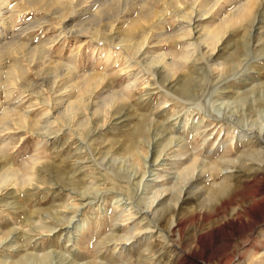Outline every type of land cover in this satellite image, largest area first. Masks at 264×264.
I'll list each match as a JSON object with an SVG mask.
<instances>
[{
  "label": "rangeland",
  "instance_id": "374dc122",
  "mask_svg": "<svg viewBox=\"0 0 264 264\" xmlns=\"http://www.w3.org/2000/svg\"><path fill=\"white\" fill-rule=\"evenodd\" d=\"M47 1L48 3H46ZM99 1L0 0L1 19L7 18L6 21L4 19L5 22L0 20V44L2 43L0 50L3 51L2 58H0V157H3L0 160V166L2 169L7 165L14 166L13 168L17 170V180L24 174L31 173L34 177L32 179L33 185L21 186L19 182H16L17 180H11L8 187L12 192L8 190L5 193L3 190L0 193V264H14L18 257L17 252L20 251H22L21 253L34 252L36 255L46 251L51 252L55 264H79L82 259H93L98 264L101 262V264L105 262V264H116L119 260L121 261L118 264H264V159L262 161L260 159L247 160L248 146L249 149L258 146H250L241 140V138L250 134L249 132L245 133L244 136H238L241 133L240 130H247L252 122L254 128H257L264 117V0ZM44 3L45 5H43ZM240 3H243L245 7L248 6L249 11H257L259 17L257 26L259 28L258 33L256 32L255 36L251 38L247 49L242 44V34H244V25L247 20L246 15L238 17V27L227 30L218 45L219 49L215 48L217 51L214 53H228L236 43L239 45L237 58L242 59L240 65L230 68L228 72L217 65L222 57H210L209 51L201 45L200 38L189 36L186 20L189 13L195 11L197 16L202 14L204 17L203 20H200V25L205 24L213 27L221 17L230 14ZM62 6L63 8H61ZM202 6L205 8L203 9ZM119 10L123 13H120ZM50 11H52V15ZM176 16L178 19L175 18ZM3 25L4 27L6 25V28L3 29ZM70 31L71 33H68ZM146 31H150L149 34ZM258 34H260L259 37ZM126 35L134 36L130 40L131 43L144 42L140 44L141 50L125 46L124 41H120V39ZM181 35H185V37L182 38ZM226 39L228 41L226 45H223V41ZM3 43L6 44V47ZM8 44L13 47L12 52L8 51V48H10ZM30 45L32 46L30 47ZM193 45H197L200 50ZM221 46L227 51L225 52L223 48L221 50ZM32 50L35 51V55L31 53ZM200 51H204V53ZM196 52L197 54H195ZM198 54L202 57H198ZM225 55L223 54V57ZM246 56H248V60ZM153 57H162L163 60L155 61ZM170 59L172 62H176V68L178 69L169 71L163 65L162 61L171 62ZM247 61L249 62L247 63ZM204 62H207L206 65ZM200 66L206 67L201 69ZM9 67H15L13 74H9L11 70ZM189 68L192 70H189ZM234 68H238L239 74ZM183 71L185 72L182 74ZM179 73L180 75H178ZM135 75L139 78H136ZM206 76L212 82L208 81L209 79ZM10 77L12 78L10 79ZM214 78L216 79L214 80ZM1 81H7L8 83H2ZM84 82H90L91 88L94 87L91 93L84 95L85 100L79 102L77 100L79 97L78 92H80L79 86ZM154 83H157L158 86L155 84L154 87ZM212 83L215 88L212 87ZM51 88L52 90H50ZM123 89L126 90L123 91ZM207 89L209 90L207 91ZM248 90L251 91L250 94L247 93ZM93 91L95 94H93ZM111 94L115 95L114 101H110ZM123 95L126 99H121L125 98ZM242 95H245L246 99ZM257 97L258 101L256 100ZM243 98L245 101H252V103H245ZM219 100H223V102L221 101V103ZM254 100L256 102H253ZM257 102L260 104H257ZM9 103L16 106L15 111L9 115L10 119L1 115L2 107ZM54 103L56 106L53 105ZM242 103L245 106H242ZM248 103L254 105L257 111L252 105V107L247 105ZM114 104L115 106H113ZM215 104L219 106H215ZM76 106L77 114L71 117L70 109ZM232 109L235 111H232ZM242 110H246L245 113ZM250 110L254 115L250 113ZM21 112H25L27 123L17 122L16 119L20 117L19 113ZM230 112L233 113L230 114ZM108 113L113 116L110 117ZM49 114L54 116L59 114L60 117H56V119L52 115L53 117L45 120ZM65 114H67L66 117ZM167 114L169 118H167ZM40 115L42 119H40ZM86 115L90 116L91 125H89L90 123L82 124ZM93 116L95 119H91ZM29 117L32 120L36 119L37 122H35L36 120L33 121L36 124ZM86 117L84 121L88 118ZM100 117L103 118L100 119ZM231 117L232 120L237 121L238 128L231 125ZM139 121L143 126L140 134L143 135L133 134L135 125ZM40 124L41 126H39ZM26 125H28V128ZM163 125H166L167 128ZM10 126L11 128H9ZM155 126L158 129L155 130ZM83 129H85L84 132ZM228 130L231 132L229 133ZM55 131L57 133H54ZM149 136H152L153 140L155 139V153L165 144L160 155L161 158L159 157L158 162L155 165L153 164V167L151 166L153 168L152 172L144 167L142 161L141 163L138 162L140 158L136 150H141V152L145 150L144 141L149 139ZM173 136L174 138L180 136L177 138L179 147L175 143L166 146V143ZM166 137L168 139H165ZM130 138L136 139L137 146L134 150L137 152H129L127 149L128 143L126 142ZM137 142L141 145H138ZM184 143L185 145H183ZM96 146L99 148H95ZM135 155H137L138 160L132 157ZM34 156L39 158L36 162L38 164L34 163L35 165L31 166V158ZM179 156L183 158L180 159ZM82 158L85 159V161L83 159L84 162ZM193 160L197 164V172L195 170V173L201 176L199 179H194L191 183L184 185L179 192V188L182 186L180 184H183V181L178 175V170ZM18 166L20 169H18ZM177 168L179 169L177 170ZM151 173L152 175H150ZM36 175L38 176L37 179ZM109 176H112L111 179L115 182L107 178ZM150 177L154 179L148 183L147 180ZM222 178L224 183L220 180ZM39 179L44 180L45 183H39ZM69 180L73 181L74 184H70ZM146 183L147 185H143ZM155 184L156 186H154ZM26 189L30 194L24 196L22 194L27 191ZM161 189L162 192L157 197L160 203L156 205L160 208L158 207L155 214H146V203L148 204L157 191ZM173 190L174 196L171 194ZM142 192L144 195L141 194ZM136 194L137 196H135ZM177 197L179 198L177 199ZM143 200L145 201L143 202ZM162 200L164 201L162 202ZM62 203L64 206L61 205ZM131 206L132 208H130ZM77 207L80 208V211L75 219L80 223L83 221H87V223L84 231L77 235L75 241L68 240L67 220ZM122 207L124 209H121ZM57 208L61 210L56 211ZM104 212L106 214H103ZM117 214L118 216H116ZM134 215L135 217H133ZM118 220L119 222H117ZM147 226H150V228L147 229ZM52 227L54 229L50 231L49 229ZM198 234L200 235L199 239L197 238ZM126 236H128V239H124ZM162 236L163 239H161ZM3 245L7 246L4 247ZM33 264L40 263H36V260H34Z\"/></svg>",
  "mask_w": 264,
  "mask_h": 264
},
{
  "label": "bare ground",
  "instance_id": "6f19581e",
  "mask_svg": "<svg viewBox=\"0 0 264 264\" xmlns=\"http://www.w3.org/2000/svg\"><path fill=\"white\" fill-rule=\"evenodd\" d=\"M37 1V0H36ZM45 1V0H44ZM55 1H57V0H55ZM59 1H61V0H59ZM69 1V0H68ZM94 1V0H93ZM209 1H211V0H209ZM64 2H65V0H64ZM96 2V1H95ZM99 2H101V0L99 1ZM198 2V1H197ZM229 2V1H228ZM235 2V1H234ZM237 2V1H236ZM246 2V1H245ZM13 3V2H12ZM46 3H48V1L46 2ZM57 3V2H56ZM68 3V2H67ZM263 3V2H262ZM25 4V3H24ZM41 4V3H40ZM40 4H38V5H40ZM52 4H54V3H52ZM59 4V3H58ZM65 4V3H64ZM195 4H196V2H195ZM234 4V3H233ZM43 5H45V3L43 4ZM43 5H41V6H43ZM60 5H61V3H60ZM65 5H67V4H65ZM188 5V4H187ZM247 5V4H246ZM249 5V4H248ZM254 5V4H253ZM252 5V6H253ZM47 6V5H46ZM52 6V5H51ZM57 6V5H56ZM68 6V5H67ZM232 6V5H231ZM234 6V5H233ZM5 7H6V5H5ZM9 7V6H8ZM20 7V6H19ZM23 7V6H22ZM26 7H28V6H26ZM30 7V6H29ZM38 7H40V6H38ZM72 7V6H71ZM191 7V6H190ZM199 7V6H198ZM259 7H261L260 5H259ZM32 8V7H31ZM44 8V7H43ZM51 8V7H50ZM61 8H63V6L61 7ZM60 8V9H61ZM202 8H203V6H202ZM205 8V7H204ZM203 8V9H204ZM4 9V8H3ZM12 9V8H11ZM24 9H26V8H24ZM35 9V8H34ZM56 9V8H55ZM192 9H195V8H192ZM224 9V8H223ZM250 9V8H249ZM254 9V8H253ZM257 9V8H256ZM50 10V9H49ZM65 10V9H64ZM73 10H74V8H73ZM190 10V9H189ZM229 10V9H228ZM12 11V10H11ZM39 11H40V8H39ZM44 11V10H43ZM52 11H53V9H52ZM52 11H50V14H51V12ZM61 11H62V9H61ZM60 11V12H61ZM124 11V10H123ZM186 11H188V10H186ZM192 11V10H191ZM203 11V10H202ZM227 11V10H226ZM256 11V10H255ZM64 12V11H63ZM62 12V13H63ZM119 12H120V10H119ZM172 12V11H171ZM7 13V12H6ZM17 13V12H16ZM61 13V14H62ZM74 13H76V12H74ZM113 13V12H112ZM120 13H123L122 11L120 12ZM204 13V12H203ZM225 13V12H224ZM227 13V12H226ZM5 14V13H4ZM4 14H2V15H4ZM8 14V13H7ZM49 14V13H48ZM48 14H46V15H48ZM176 14V13H175ZM19 15V14H18ZM52 15V14H51ZM73 15V14H72ZM155 15V14H154ZM188 15V14H187ZM243 15H246V17H247V20H246V24L244 25V29H245V31H244V34H242V39H243V41H242V44H243V46L245 47V49H247V47L250 45V40H251V38L252 37H254L255 36V34H256V32L258 31V28H259V26H257V24H258V22H259V17H258V13H257V11L256 12H254L253 10L252 11H249L248 10V6L247 7H245V5L243 4V3H240L238 6H236L235 8H234V10L230 13V14H227V15H225V16H223V17H219L220 18V20L218 21V23L216 24V25H214L213 27H210L209 25H205V24H202V25H200V20L202 19V18H204L203 16H202V14H199L198 16L196 15V12L195 11H193V12H191V13H189V15H188V18H187V20H186V26H187V30H188V34H190L189 36H191V37H193L194 38V36L196 37V38H200V40H201V45H203V46H205V48L209 51V56L210 57H214V58H216V57H222V60L221 61H217L218 62V67L220 68V66L222 67V68H224V70H226V71H228V70H230V68H232V67H234V66H237L240 62H241V58H237V56H238V47H239V45L238 44H236L235 43V45H234V47H233V49L230 51V52H226L227 50H225L224 48H223V46H221L220 47V49L222 50V48L225 50V52L226 53H222V52H216V54L214 53L215 51H217V50H215V48L217 49H219V43L222 41V39L224 38V35H225V33L227 32V30L229 31V29L230 28H233V29H235L236 27H238V17L239 16H243ZM66 16V15H65ZM46 17V16H45ZM54 17V16H53ZM118 17V16H117ZM183 17V16H182ZM2 17L0 16V20L1 21H4V19H1ZM17 18V17H16ZM57 18V17H56ZM66 18V17H65ZM175 18H177V16L175 17ZM180 18V17H179ZM7 19V18H6ZM6 19H5V21H6ZM178 19V18H177ZM182 19V18H181ZM40 20V19H39ZM203 20V19H202ZM262 20V19H261ZM4 21V22H5ZM18 21V20H17ZM12 22H13V20H12ZM40 22V21H39ZM50 22V21H49ZM264 22V21H263ZM51 23V22H50ZM66 23V22H65ZM151 23V22H150ZM156 23V22H155ZM241 23V22H240ZM7 24V23H6ZM10 24V23H9ZM215 24V23H214ZM242 24H244V23H242ZM0 25H1V23H0ZM8 25V24H7ZM11 25V24H10ZM20 25V24H19ZM53 25V24H52ZM62 25V24H61ZM109 25V24H108ZM132 25V24H131ZM55 26V25H54ZM143 26V25H142ZM179 26V25H178ZM177 26V27H178ZM182 26V25H181ZM181 26L178 28L179 30H180V28H181ZM19 27V26H18ZM58 27V26H57ZM140 27H141V25H140ZM147 27V26H146ZM158 27V26H157ZM176 27V28H177ZM243 27V26H242ZM2 28V27H1ZM4 28H6V25H5V27H4V25H3V29ZM12 28V27H11ZM56 29V28H55ZM63 29V28H62ZM68 29V28H67ZM70 29V28H69ZM262 29H263V27H262ZM24 30V29H23ZM27 30V29H26ZM131 30V29H130ZM129 30V31H130ZM146 30V29H145ZM169 30V29H168ZM174 30V29H173ZM117 31V30H116ZM151 31V30H150ZM149 31V32H150ZM198 31H199V33H198ZM232 31V30H231ZM235 31V30H234ZM12 32V31H11ZM11 32H10V34H11ZM14 32V31H13ZM15 32H18V31H15ZM24 32V31H23ZM64 32V31H63ZM128 32V31H127ZM147 32V31H146ZM149 32H147V34H149ZM68 33H71V31L70 32H68ZM135 33V32H134ZM182 33V32H181ZM180 33V34H181ZM230 33V32H229ZM240 33V32H239ZM258 33V32H257ZM20 34V33H19ZM143 34V33H142ZM241 34V33H240ZM15 35V34H14ZM18 35V34H17ZM21 35V34H20ZM144 35V34H143ZM13 36V35H12ZM144 36H147V35H144ZM182 36V38L183 37H185V35L183 36V35H181ZM260 36V34H258V37ZM262 36H263V34H262ZM241 37V36H240ZM10 38V37H9ZM12 38V37H11ZM16 38H18V37H16ZM93 38V37H92ZM113 38V37H112ZM131 38H134V36L132 37V35H126V36H123V37H121V39H120V41H124L123 42V44L125 45V46H127V47H131V48H134V49H136V50H139L140 49V47H141V45L140 44H143L144 42H134V43H131ZM181 38V37H180ZM5 39V38H4ZM186 39V38H185ZM190 39V38H189ZM9 40V39H8ZM194 40V39H193ZM25 41H27V40H25ZM32 41V40H31ZM119 41V42H120ZM188 41V40H187ZM227 41H228V39H226V40H224L223 42H224V44L223 45H226V43H227ZM4 42H6L5 40H4ZM11 42V41H10ZM222 42V43H223ZM117 43V42H116ZM146 43H149V42H146ZM145 43V44H146ZM2 44V43H1ZM0 44V45H1ZM4 44V43H3ZM108 44V43H107ZM186 44H188V43H186ZM194 44V43H193ZM248 44V45H247ZM6 44H4V46H5ZM9 45V44H8ZM13 45V44H12ZM27 45V44H26ZM241 45V44H240ZM263 45V44H262ZM3 46V47H4ZM10 46V48H8V51H10V52H12L13 51V47L11 46V45H9ZM32 45H30V47H31ZM180 46V45H179ZM189 46H190V43H189ZM194 47L195 46H197V45H193ZM6 47V46H5ZM16 47V46H15ZM119 47V46H118ZM24 48V47H23ZM185 48V47H184ZM230 48V47H229ZM16 49H20V48H16ZM41 49V48H40ZM197 49H199L198 48V46H197ZM242 49V48H241ZM244 49V48H243ZM260 49V48H259ZM23 50V49H22ZM141 50V49H140ZM186 50V49H185ZM188 50H189V48H188ZM195 50V49H194ZM200 50V49H199ZM205 50V49H204ZM25 51V50H24ZM131 51V50H130ZM261 51V50H260ZM27 52V51H26ZM25 52V53H26ZM41 52H43V51H41ZM184 52V51H183ZM192 52V51H191ZM201 52V51H200ZM243 52V51H242ZM244 52H245V50H244ZM33 55H35V51H33L32 50V52H31ZM148 53V52H147ZM172 53V52H171ZM189 53V52H188ZM201 53H204V51L203 52H201ZM200 53V54H201ZM3 54V51H2V49L0 50V58H2L1 57V55ZM16 54V53H15ZM15 54H14V56H15ZM19 54V53H18ZM42 54V53H41ZM48 54V53H47ZM129 54H130V52H129ZM128 54V55H129ZM182 54V53H181ZM195 54H197V52L195 53ZM200 54H198L197 56L198 57H202V56H200ZM215 54V55H214ZM223 54H226L224 57H223ZM245 54V53H244ZM26 55V54H25ZM44 55H45V53H44ZM43 55V56H44ZM165 55H166V53H165ZM186 55V54H185ZM214 55V56H213ZM241 55H243L242 53H241ZM246 55V54H245ZM22 56V55H21ZM46 56V55H45ZM44 56V57H45ZM154 56V55H153ZM196 56V57H197ZM244 56V55H243ZM250 56V55H249ZM17 57V56H16ZM24 57V56H23ZM31 57V56H30ZM33 57V56H32ZM143 58H144V56H142ZM247 57V60L249 59L248 58V56H246ZM40 58V57H39ZM76 58V57H75ZM154 58V57H153ZM176 58V57H175ZM243 58V57H242ZM7 59V58H6ZM136 59H137V57H136ZM173 59V58H172ZM184 59H186V58H184ZM203 59V58H202ZM201 59V60H202ZM244 59V58H243ZM252 59V58H251ZM250 59V60H251ZM34 60H35V58H34ZM43 60V59H42ZM45 60H47V59H45ZM65 60V59H64ZM72 60V59H71ZM154 60L155 61H157V60H163V58L162 57H159V58H154ZM171 60V59H170ZM174 60V59H173ZM177 60H179V59H177ZM198 60V59H197ZM249 60V61H250ZM1 61V60H0ZM67 61H69V60H67ZM137 61V60H136ZM145 61V60H144ZM147 61V60H146ZM202 61H204V60H202ZM210 61V60H209ZM249 61H247V63L249 62ZM33 62V61H32ZM163 62V65L164 66H166L168 69H169V71H171V70H175V69H178V68H176L177 67V64H176V62L174 61V62H172V60H171V62H166V61H162ZM243 62V61H242ZM34 63V62H33ZM63 63H64V61H63ZM67 63V62H66ZM71 63V62H70ZM203 63V62H202ZM205 63V65H206V63L207 62H204ZM244 63V62H243ZM246 63V64H247ZM254 63V62H253ZM256 63V62H255ZM3 64V63H2ZM7 64V63H6ZM32 64V63H31ZM67 64H69V63H67ZM66 64V65H67ZM138 64V63H137ZM136 64V65H137ZM139 64H141V63H139ZM144 64H146V63H144ZM182 64H184V63H182ZM210 64V63H209ZM208 64V65H209ZM251 64H252V62H251ZM33 65V64H32ZM152 65V64H151ZM155 65V64H154ZM193 65H194V63H193ZM200 65V64H199ZM216 65V66H217ZM240 65V64H239ZM65 66V65H64ZM131 66V65H130ZM143 66V65H142ZM149 66V65H148ZM190 66H192V65H190ZM145 67H147V66H145ZM193 67H195V66H193ZM198 67V66H197ZM201 67V66H200ZM203 67H206V66H202L201 67V69L203 68ZM217 67V68H218ZM252 67V66H251ZM10 68V67H9ZM9 68H6V69H9ZM144 68V67H143ZM153 68V67H152ZM186 68V67H185ZM184 68V69H185ZM188 68V67H187ZM199 68V67H198ZM214 68H216V67H214ZM241 68V67H240ZM11 70L9 71V74H13L14 73V71H15V67H12V68H10ZM64 69V68H63ZM115 69V68H114ZM162 69V68H161ZM166 69V68H165ZM164 69V70H165ZM200 69V70H201ZM211 69V68H210ZM209 69V70H210ZM234 69H236V71H237V69L238 68H234ZM254 69V68H253ZM252 69V70H253ZM257 69V68H256ZM128 70V69H127ZM126 70V71H127ZM167 70V69H166ZM189 70H192V69H190L189 68ZM199 70V69H198ZM208 70V71H209ZM223 70V69H222ZM241 70H243V69H241ZM247 70V69H246ZM8 71V70H7ZM136 71V70H135ZM145 71V70H144ZM168 71V70H167ZM166 71V72H167ZM188 71V70H187ZM206 71V70H205ZM6 72V71H5ZM128 72V71H127ZM133 72V71H132ZM146 72V71H145ZM178 72V71H177ZM181 72V71H180ZM185 71H183L182 72V74L184 73ZM210 72V71H209ZM213 72H214V70H213ZM217 72V71H216ZM221 72V71H220ZM229 72V71H228ZM65 73V72H64ZM97 73V72H96ZM174 73V72H173ZM187 73V72H186ZM190 73V72H189ZM191 73H192V71H191ZM193 73H195V72H193ZM198 73V72H197ZM205 73V72H204ZM215 73V72H214ZM217 73H219V72H217ZM234 73V72H233ZM237 73H238V71H237ZM236 73V74H237ZM62 74V73H61ZM76 74H77V72H76ZM80 74V73H79ZM98 74H99V72H98ZM138 74V73H137ZM146 74V73H145ZM150 74V73H149ZM175 74V73H174ZM188 74V73H187ZM212 74V73H211ZM221 74V73H220ZM219 74V75H220ZM239 74V73H238ZM24 75V74H23ZM54 75V74H53ZM55 75H57V74H55ZM59 75H60V73H59ZM66 75V74H65ZM97 75V74H96ZM107 75V74H106ZM140 75V74H139ZM152 75H153V73H152ZM167 75V74H166ZM178 75H180V73L178 74ZM191 75H193V74H191ZM232 75V74H231ZM247 75V74H246ZM3 76V75H2ZM12 76V75H11ZM62 76V75H61ZM82 76V75H81ZM80 76V77H81ZM136 76V75H135ZM151 76V75H150ZM235 76V75H234ZM238 76V75H237ZM60 77V76H59ZM71 77V76H70ZM90 77V76H89ZM138 76H136V78H137ZM168 77V76H167ZM176 77H178V76H176ZM180 77H182V76H180ZM188 77H190V76H188ZM199 77V76H198ZM202 77V76H201ZM207 77V76H206ZM209 77H210V75H209ZM209 77H207L208 79H209ZM217 77V76H216ZM229 77H230V74H229ZM228 77V78H229ZM12 77H10V79H11ZM55 78V77H54ZM73 78V77H72ZM78 78V77H77ZM93 78V77H92ZM139 78V77H138ZM152 78V77H151ZM155 78V77H154ZM170 78V77H169ZM71 79V78H70ZM74 79V78H73ZM113 79V78H112ZM133 79H134V77H133ZM146 79V78H145ZM191 79H192V77H191ZM191 79H189L190 81H191ZM212 79V78H211ZM216 78H214V80H215ZM244 79V78H243ZM13 80V79H12ZM65 80V79H64ZM67 80V79H66ZM72 80V79H71ZM115 80V79H114ZM141 80V79H140ZM143 80H144V78H143ZM181 80V79H180ZM198 80V79H197ZM201 80V79H200ZM218 81H219V78L217 79ZM57 81V80H56ZM83 81V80H82ZM87 81H90V80H87ZM147 81V80H146ZM171 81V80H170ZM184 81V80H183ZM189 81V82H190ZM208 81H210V79L208 80ZM223 81V80H222ZM222 81H220V82H222ZM228 81V80H227ZM226 81V82H227ZM238 81V80H237ZM256 81H257V78H256ZM259 81V80H258ZM2 82V81H1ZM3 82H7V81H3ZM2 82V83H3ZM14 82V81H13ZM20 82V81H19ZM59 82V81H58ZM136 82V81H135ZM145 82V81H144ZM154 82V81H153ZM156 82V81H155ZM197 82V81H196ZM210 82H212V81H210ZM225 82V81H224ZM223 82V83H224ZM8 83V82H7ZM6 83V84H7ZM148 83H149V80H148ZM147 83V84H148ZM191 83V82H190ZM203 83V82H202ZM214 83V82H213ZM213 83H212V85H213ZM17 84V83H16ZM25 84V83H24ZM68 84V83H67ZM128 84V83H127ZM143 84H145V83H143ZM146 84V85H147ZM150 84V83H149ZM148 84V85H149ZM155 84H157V83H154V87H155ZM172 84H173V82H172ZM210 84V83H209ZM216 84V83H215ZM218 84V83H217ZM69 85V84H68ZM74 85V84H73ZM107 85V84H106ZM20 86V85H19ZM69 86H72V85H69ZM69 86H68V88H69ZM91 84H90V82H84V83H82L80 86H79V91L80 92H78L79 93V97H78V101L79 102H81L82 100L84 101L85 100V94H89V93H91L92 92V88L94 87H92L91 88ZM109 86V85H108ZM111 86V85H110ZM145 86V85H144ZM157 86H158V84H157ZM187 86V85H186ZM199 86V85H198ZM203 86V85H202ZM208 86V85H207ZM215 85H213L212 87L213 88H215L214 87ZM219 86H220V84H219ZM249 86H250V84H249ZM248 86V87H249ZM253 86H254V83H253ZM57 87H58V84H57ZM145 87H148V86H145ZM163 87H165V86H163ZM167 87V86H166ZM201 87V86H200ZM199 87V88H200ZM211 87V86H210ZM255 87V86H254ZM256 87H257V85H256ZM259 87V86H258ZM20 88V87H19ZM101 88V87H100ZM157 88V87H156ZM174 88V87H173ZM185 88V87H184ZM207 88V87H206ZM206 88H205V90H206ZM218 88V87H217ZM220 88V87H219ZM4 89H5V87H4ZM54 89V88H53ZM105 89V88H104ZM109 89V88H108ZM130 89V88H129ZM167 89V88H166ZM189 89H191V88H189ZM188 89V90H189ZM198 89V88H197ZM211 89V88H210ZM222 89V88H221ZM224 89V88H223ZM229 89V88H228ZM231 89V88H230ZM242 89H245V88H242ZM253 90H254V88H252ZM50 90H52V88L50 89ZM49 90V91H50ZM106 90V89H105ZM126 90V89H125ZM124 89H123V91H125ZM170 90V89H169ZM186 90V89H185ZM196 90V89H195ZM209 89H207V91H208ZM226 90V89H225ZM232 90V89H231ZM237 90H239V89H237ZM236 90V91H237ZM251 90V89H250ZM4 91H6V90H4ZM3 91V92H4ZM76 91V90H75ZM103 91V90H102ZM102 91H99V92H102ZM114 91V90H113ZM151 91V90H150ZM227 91V90H226ZM249 91V90H248ZM6 92H8V91H6ZM98 92V94H100ZM147 92V91H146ZM149 92V91H148ZM172 92V91H171ZM176 92V91H175ZM201 92V91H200ZM210 92H212V91H210ZM210 92H208V93H210ZM225 92V91H224ZM223 92V93H224ZM228 92V91H227ZM234 92V91H233ZM242 92H244V91H242ZM250 92L251 91H249V92H247V93H249L250 94ZM255 92V91H254ZM259 92V91H258ZM11 93V92H10ZM77 93V94H78ZM150 93V92H149ZM191 93V92H190ZM215 93H218V92H215ZM239 93V92H238ZM246 93V94H247ZM4 94H6V93H4ZM93 94H95L94 93V91H93ZM113 94V93H112ZM111 94V95H112ZM117 94V93H116ZM121 94V93H120ZM161 94H163V93H161ZM166 94V93H165ZM240 94V93H239ZM248 94V95H249ZM253 94V93H252ZM259 94V93H258ZM100 95H102V93L100 94ZM99 95V96H100ZM108 95V94H107ZM186 95V94H185ZM185 95H183L184 97H185ZM208 95H210V94H208ZM214 95V94H213ZM221 95V94H220ZM234 95V94H233ZM260 95V94H259ZM258 95V96H259ZM5 96V95H4ZM99 96H98V98H99ZM124 96V95H123ZM148 96V95H147ZM146 96V97H147ZM161 96V95H160ZM163 96V95H162ZM177 96V95H176ZM200 96V95H199ZM203 96V95H202ZM218 96V95H217ZM225 96V95H224ZM242 96H245V95H242ZM76 97V96H75ZM115 97V95H112L111 96V98H110V101L112 100V101H114L113 100V98ZM125 97V96H124ZM173 97V96H172ZM181 97V96H180ZM214 97H215V95H214ZM251 97V96H250ZM255 97V96H254ZM262 97V96H261ZM49 98V97H48ZM91 98V97H90ZM93 98H96V97H93ZM92 98V99H93ZM104 98V97H103ZM168 98H169V96H168ZM179 98V97H178ZM187 98V97H186ZM206 98H207V96H206ZM218 98H219V96H218ZM232 98V97H231ZM234 98V97H233ZM242 98V97H241ZM245 99H246V96L244 97ZM244 98H243V100H244ZM5 99V98H4ZM40 99H41V97H40ZM39 99V100H40ZM91 99V100H92ZM107 99V98H106ZM108 99H109V97H108ZM116 99V98H115ZM119 99V98H118ZM121 99H126V97L125 98H121ZM166 99V98H165ZM180 99V98H179ZM192 99V98H191ZM214 99V98H213ZM217 99V98H216ZM215 99V100H216ZM226 99V98H225ZM228 99V98H227ZM258 99V97L256 98V100ZM49 100V99H48ZM48 100H47V102H48ZM75 100V99H74ZM96 100V99H95ZM104 100V99H103ZM182 100V99H181ZM230 100V99H229ZM238 100H240V99H238ZM248 100V99H247ZM15 101V100H14ZM78 101H77V103H78ZM171 101V100H170ZM191 101V100H190ZM195 101H196V99H195ZM198 101V100H197ZM209 101V100H208ZM223 102V100H219V102ZM231 101V100H230ZM258 101V100H257ZM7 102H9V101H7ZM17 102V101H16ZM42 102H43V100H42ZM53 102V101H52ZM116 102V101H115ZM124 102V101H123ZM142 102V101H141ZM164 102V101H163ZM172 102H174V101H172ZM219 102H218V104H219ZM221 102V103H222ZM244 102L246 103V102H251L252 103V101H245L244 100ZM253 102H256L255 100L253 101ZM260 102V101H259ZM259 102H257V104L259 103ZM70 103V102H69ZM91 103H94V102H91ZM159 103V102H158ZM214 103V102H213ZM227 103V102H226ZM45 104V103H44ZM49 104V103H48ZM68 104V103H67ZM73 104V103H72ZM108 104V103H107ZM113 104V103H112ZM185 104H187V103H185ZM218 104H215V106L217 105V106H219ZM234 104V103H233ZM236 104V103H235ZM234 104V105H235ZM239 105H241L240 103H238ZM260 104V103H259ZM53 105H55V103L53 104ZM69 105V104H68ZM168 105V104H167ZM207 105V104H206ZM206 105H205V107H206ZM234 105H232V106H234ZM244 104L242 103V106H243ZM247 105H250L249 103L247 104ZM252 105V104H251ZM250 105V106H251ZM56 106V105H55ZM65 106H66V104H65ZM64 106V107H65ZM72 106V105H71ZM83 106V105H82ZM110 106V105H109ZM113 106H115V104L113 105ZM245 106V105H244ZM253 106V108H254V105H252ZM251 106V107H252ZM15 104H6L5 106H3L2 107V110H1V115H3V117H5L6 116V118H8L9 117V115L11 114V113H13L14 111H15ZM27 107V106H26ZM223 107V106H222ZM236 107V106H235ZM238 107V106H237ZM247 107V106H246ZM261 107V106H260ZM47 108V107H46ZM46 108H44V109H46ZM76 108H77V106L76 107H71V109H70V116L71 117H74V116H76V114H77V111H76ZM85 108V107H84ZM87 108V107H86ZM198 108V107H197ZM204 108V107H203ZM231 108V107H230ZM250 108V107H249ZM26 109V108H25ZM50 109H52V108H50ZM117 109V108H116ZM119 109V108H118ZM238 109V108H237ZM242 109H244V108H242ZM255 109V108H254ZM263 109H264V107H263ZM28 110V109H27ZM88 110V109H87ZM100 110V109H99ZM102 110V109H101ZM108 110V109H107ZM125 110V109H124ZM123 110V111H124ZM159 110V109H158ZM178 110V109H177ZM194 110V109H193ZM224 110V109H223ZM230 110V109H229ZM234 109H232V111H233ZM239 110H241V109H239ZM259 110V109H258ZM60 111H61V109H60ZM92 111H95V110H92ZM97 111V110H96ZM197 111V110H196ZM211 111V110H210ZM225 111H226V109H225ZM235 111V110H234ZM237 111V110H236ZM243 111V110H242ZM246 111V110H245ZM245 111H243V113H245ZM251 112L250 113H253L252 112V110H250ZM254 111V110H253ZM255 111H257L256 109H255ZM254 111V112H255ZM263 111V110H262ZM17 112V111H16ZM58 112V111H57ZM79 112V111H78ZM100 112V111H99ZM119 112H120V110H119ZM121 112H122V110H121ZM125 112V111H124ZM169 112V111H168ZM190 112V111H189ZM188 112V113H189ZM221 112V111H220ZM223 112V111H222ZM60 113V112H59ZM80 113V112H79ZM81 113H82V110H81ZM104 113V112H103ZM102 113V114H103ZM116 113V112H115ZM170 113V112H169ZM177 113V112H176ZM194 113H196V112H194ZM233 112H230V114H232ZM250 113H248L249 115H250ZM20 115V117H18V119H19V121H18V119H16L17 120V122H25V123H27V121H26V114H25V112H21V113H19ZM68 114V113H67ZM67 114H65V117H66V115ZM83 114V113H82ZM81 114V115H82ZM109 114V113H108ZM111 114V113H110ZM109 114V115H110ZM117 114V113H116ZM145 114V113H144ZM184 114V113H183ZM210 114V113H209ZM225 114H226V112H225ZM235 114V113H234ZM256 114V113H255ZM53 115V114H52ZM51 114H49V115H47V118L45 119V120H48L50 117H53ZM81 115H79V116H81ZM84 115V114H83ZM143 115V114H142ZM174 115V114H173ZM206 115H208V114H206ZM252 115H254V113L252 114ZM257 115V114H256ZM12 116V115H11ZM45 116H46V114H45ZM69 116V117H70ZM78 116V115H77ZM87 116V115H86ZM85 116V117H86ZM113 116V115H112ZM111 115H110V117H112ZM167 116H168V114H167ZM177 116V115H176ZM183 116H185V115H183ZM200 116V115H199ZM40 117V119H42L41 118V115L39 116ZM44 117V116H43ZM56 117H60L59 116V114H56L53 118H56ZM70 117V118H71ZM85 117H84V120H85ZM88 117V118H87ZM86 118V121H84L83 120V122H82V124H84V125H86V124H88V123H90V116L88 115ZM103 117H104V115H103ZM102 117V118H103ZM109 117V118H110ZM212 117V116H211ZM215 117V116H214ZM217 117V116H216ZM262 117V116H261ZM81 118H83V117H81ZM101 117H100V119H102ZM153 118H154V116H153ZM167 118H169V116L167 117ZM202 118V117H201ZM249 118V117H248ZM9 119H10V117H9ZM29 119L33 122L34 120H36V119H33L32 120V118H30L29 117ZM57 119V118H56ZM60 119V118H59ZM72 119V118H71ZM91 119H95L94 118V116H93V118H91ZM111 119V118H110ZM185 119V118H184ZM187 119V118H186ZM195 119V118H194ZM213 119V118H212ZM215 119H217V118H215ZM221 119V118H220ZM227 119H229L228 117H227ZM241 119V118H240ZM242 119H244V118H242ZM6 120H8V119H6ZM13 120V119H12ZM11 120V121H12ZM61 120V119H60ZM66 120V119H65ZM76 120V119H75ZM79 120V119H78ZM82 120V119H81ZM97 120V119H96ZM95 120V121H96ZM204 120H206V119H204ZM203 120V121H204ZM252 120H253V118H252ZM251 120V121H252ZM9 121V120H8ZM38 121H40V120H38ZM42 121V120H41ZM50 121V120H49ZM57 121H59V120H57ZM94 121V122H95ZM102 121V120H101ZM104 121H106V120H104ZM111 121V120H110ZM176 121V120H175ZM187 121V120H186ZM211 121V120H210ZM250 121V122H251ZM15 122V121H14ZM35 122H37V120L35 121ZM72 122H73V120H72ZM93 122V121H92ZM145 122V121H144ZM157 122V121H156ZM215 122V121H214ZM230 122H231V125L232 126H234L235 128H238V126H237V124H236V122L237 121H234V120H232V117L230 118ZM247 122V121H246ZM256 122V121H255ZM34 123V122H33ZM39 123V122H38ZM37 123V124H38ZM41 123V122H40ZM47 124H49L48 122H46ZM51 123V122H50ZM76 123V122H75ZM97 123V122H96ZM99 123V122H98ZM97 123V124H98ZM102 123H104V122H102ZM105 123H107V122H105ZM164 123V122H163ZM173 123V122H172ZM201 123V122H200ZM31 124V123H30ZM34 124H36V123H34ZM46 124V125H47ZM67 124V123H66ZM144 124V123H143ZM157 124V123H156ZM155 124V125H156ZM161 124V123H160ZM175 124V123H174ZM205 124V123H204ZM245 124V123H244ZM249 124V123H248ZM253 122L250 124V126H248V128H247V130H240V132L241 133H239V135L238 136H240L241 137V135H243L244 136V134L245 133H247V132H249L250 134H248V135H246V137H243V138H241V140L242 141H245L248 145H250V146H258V147H256V148H254V149H249V146H248V152H247V160H249V159H260L261 161H262V159H264V117L262 118V120L260 121V125H258L257 126V128H254V126H253ZM256 124V123H255ZM9 125H10V123H9ZM16 125V124H15ZM45 125V124H44ZM44 125H43V127H44ZM52 125H56V124H52ZM64 125H65V123H64ZM84 125H82V126H84ZM89 125H91V123L89 124ZM96 125V124H95ZM102 125V124H101ZM108 125V124H107ZM150 125V124H149ZM169 125V124H168ZM214 125V124H213ZM0 126H1V124H0ZM27 126V128H28V125H26ZM39 126H41V124L39 125ZM151 126V125H150ZM161 126V125H160ZM164 126V125H163ZM166 126V125H165ZM164 126V127H165ZM186 126V125H185ZM201 126V125H200ZM37 127V126H36ZM43 127H41V128H43ZM89 127V126H88ZM102 127H103V125H102ZM112 127V126H111ZM142 127L143 126H141V124H140V121H139V123H137L136 125H135V128H134V130H133V134L134 133H137V135H143V134H140V130H142ZM154 127V126H153ZM173 127V126H172ZM199 127V126H198ZM9 128H11V126L9 127ZM13 128V127H12ZM35 128V127H34ZM40 128V127H39ZM49 128V127H48ZM73 128H76V127H73ZM82 128V127H81ZM90 128V127H89ZM151 128V127H150ZM156 126H155V130H156ZM166 128H167V126H166ZM169 128V127H168ZM242 128V127H241ZM70 129H72V128H70ZM69 129V130H70ZM77 129V128H76ZM80 129V128H79ZM158 129V128H157ZM164 129V128H163ZM186 129V128H185ZM221 129V128H220ZM226 129V128H225ZM39 130H41V129H39ZM53 130V129H52ZM84 130L85 129H83L82 131L84 132ZM144 130V129H143ZM230 130H231V128H230ZM29 131H31V130H29ZM72 131V130H71ZM82 131H80V132H82ZM146 131V130H145ZM193 131V130H192ZM191 131V132H192ZM195 131V130H194ZM200 131V130H199ZM202 131V130H201ZM206 131V130H205ZM221 131V130H220ZM63 132V131H62ZM92 132V131H91ZM132 132V131H131ZM160 132V131H159ZM204 132V131H203ZM203 132H201V133H203ZM228 132H229V130H228ZM231 132V131H230ZM229 132V133H230ZM54 133H57L56 131L54 132ZM146 133V132H145ZM228 133V134H229ZM3 134V133H2ZM37 134V133H36ZM69 134V133H68ZM88 134V133H87ZM92 134V133H91ZM94 134V133H93ZM129 134V133H128ZM148 134V133H147ZM156 134H157V132H156ZM196 134V133H195ZM61 135H63V134H61ZM70 135H72V134H70ZM83 135H84V133H83ZM164 135H165V133H164ZM169 135V134H168ZM202 135V134H201ZM48 136V135H47ZM81 136V135H80ZM131 137H132V135H130ZM181 136V135H180ZM180 136H178V137H180ZM69 137V136H68ZM150 138L149 139H145V141H144V145H145V150L143 151V152H141V150H138V149H136V147L135 146H137V144H136V139H129V141L128 142H126V143H128L127 144V146H126V144H125V146L127 147V149L129 150V152L131 151V152H137L138 151V153H137V155L139 156V160L137 159L138 157H137V155H135V156H132V157H137L136 159L138 160V162L139 163H141V161H142V163L144 164V167H146V169L148 170V171H150V172H152V165L154 164L155 165V163L156 162H158L157 160H159V157H160V155L162 154V151L164 150V148L163 147H165V144H164V146L160 149V150H158L157 151V153H155V149H154V140L152 139V136H149ZM155 137V136H154ZM177 137V138H178ZM44 138V137H43ZM66 138V137H65ZM64 138V139H65ZM85 138V137H84ZM145 138V137H144ZM176 137L174 138V136L173 137H171L170 138V141L169 142H167L166 143V146H168L170 143H175L176 145H178V147L180 146L179 144H178V139H177ZM218 138V137H217ZM245 138V139H244ZM62 139V138H61ZM77 139V138H76ZM86 139V138H85ZM138 139H141L140 137H138ZM137 139V140H138ZM165 139H168L167 137L165 138ZM142 140V139H141ZM84 141V140H83ZM140 141V140H139ZM161 141V140H160ZM181 141V140H180ZM42 142V141H41ZM90 142H92L91 140H90ZM203 142V141H202ZM83 143V142H82ZM107 143V142H106ZM108 143H109V141H108ZM138 143V142H137ZM140 143H142V142H140ZM159 143V142H158ZM243 143V142H242ZM91 144V143H90ZM202 144V143H201ZM120 145V144H119ZM122 145V144H121ZM138 145H141V144H139L138 143ZM183 145H185V143L183 144ZM195 145H197V144H195ZM245 145V144H244ZM48 146V145H47ZM95 146V145H94ZM172 146V145H171ZM202 146V145H201ZM247 146V145H246ZM120 147V146H119ZM197 147V146H196ZM238 147V146H237ZM243 147V146H242ZM62 148V147H61ZM79 148V147H78ZM91 149H93L92 147H90ZM95 148H99V147H95ZM101 148V147H100ZM137 148H139V147H137ZM143 148V147H142ZM141 148V149H142ZM195 148V147H194ZM240 148V147H239ZM252 148V147H251ZM59 149H60V147H59ZM90 149V150H91ZM134 149H136V150H134ZM178 149V148H177ZM233 149H235V148H233ZM95 150V149H94ZM126 150V149H125ZM246 150V151H247ZM93 151V150H92ZM98 152V151H97ZM187 152V151H186ZM234 152V151H233ZM242 152V151H241ZM240 152V153H241ZM89 154V153H88ZM99 154V153H98ZM129 154V153H128ZM180 154H182V153H180ZM245 154V153H244ZM1 155L3 156V154L1 153ZM90 155V154H89ZM134 155V154H133ZM239 155V154H238ZM237 155V156H238ZM246 155V154H245ZM109 156V155H108ZM191 156V155H190ZM189 156V157H190ZM234 156H236V155H234ZM82 157V156H81ZM80 157V158H81ZM91 157V156H90ZM94 157V156H93ZM129 157V156H128ZM180 157V159H182L181 158V156H179ZM229 157V156H228ZM231 157V156H230ZM241 157V156H240ZM245 157V156H244ZM3 157H0V160L2 159ZM79 158V157H78ZM79 158V159H80ZM98 158V157H97ZM161 158V157H160ZM186 158V157H185ZM5 159V158H4ZM39 158L38 157H36V156H34V157H32L31 158V166H33V165H35L34 163H36L37 162V160H38ZM83 159L84 158H82V161H83ZM91 159H92V157H91ZM103 159V158H102ZM130 159V158H129ZM131 159H133V158H131ZM10 160V159H9ZM12 160V159H11ZM81 161V160H80ZM84 161H85V159H84ZM83 161V162H84ZM88 161V160H87ZM96 161V160H95ZM99 161V160H98ZM189 161V160H188ZM39 162V161H38ZM79 162V161H78ZM91 162V161H90ZM181 162V161H180ZM184 162V161H183ZM254 162V161H253ZM255 162H256V160H255ZM258 162V161H257ZM10 163V162H9ZM74 163V162H73ZM135 163H137V162H135ZM182 163V162H181ZM235 163V162H234ZM36 164H38V163H36ZM78 164V163H77ZM87 164H90V163H87ZM229 164V163H228ZM6 165V164H5ZM57 165V164H56ZM93 165V164H92ZM119 165V164H118ZM238 165V164H237ZM13 166V165H12ZM38 166V165H37ZM44 166V165H43ZM97 166V165H96ZM152 166V167H151ZM236 166V165H235ZM243 166V165H242ZM14 167V166H13ZM13 167H11L10 165H7L6 167H4L3 169H2V167L0 166V193L4 190V192L5 191H8L9 190V192H12V190H10V187H8L10 184H9V182L12 180V181H16L17 180V170L15 169V168H13ZM19 167V166H18ZM35 167V166H34ZM38 167H40V166H38ZM55 168H56V166H54ZM76 167V166H75ZM93 167V166H92ZM107 167V166H106ZM136 167V166H135ZM138 167V166H137ZM240 167V166H239ZM36 168V167H35ZM40 168H42V167H40ZM44 168V167H43ZM103 168V167H102ZM196 168H197V164H196V162H195V160H193V161H191L190 163H188L187 165H185V166H183L181 169H179V168H177V170H178V175L180 176V179H182V183L183 184H180V185H182L180 188H179V192L182 190V188H183V186L184 185H187L188 183H191L194 179H199L200 178V176L201 175H199V174H196L195 173V170H196ZM227 168V167H226ZM242 168V167H241ZM18 169H20V167L18 168ZM33 168L31 167V170H32ZM72 169V168H71ZM150 169V170H149ZM37 170V169H36ZM40 170V169H39ZM59 170H61V169H59ZM73 170V169H72ZM77 170V169H76ZM105 170V169H104ZM140 170V169H139ZM237 170V169H236ZM22 171H24V170H22ZM66 171V170H65ZM106 171H107V169H106ZM114 171V170H113ZM225 171V170H224ZM228 171V170H227ZM20 172V171H19ZM51 172H53V171H51ZM76 172V171H75ZM90 172V171H89ZM108 172V171H107ZM196 172H197V170H196ZM220 172H222V171H220ZM226 172V171H225ZM232 172V171H231ZM36 173V172H35ZM58 173V172H57ZM56 173V174H57ZM82 173V172H81ZM227 173V172H226ZM229 173V172H228ZM233 173V172H232ZM55 174V173H54ZM55 174V175H56ZM69 174V173H68ZM85 174V173H84ZM104 174H105V172H104ZM113 174V173H112ZM131 174V173H130ZM142 174V173H141ZM219 174V173H218ZM225 174V173H224ZM234 174V173H233ZM237 174H239V173H237ZM240 174H242V173H240ZM22 175H23V173H22ZM59 175V174H58ZM139 175V174H138ZM150 175H152V173L150 174ZM205 175V174H204ZM220 175V174H219ZM228 175V174H227ZM34 176V175H33ZM37 176V175H36ZM46 176V175H45ZM64 176V175H63ZM67 176V175H66ZM69 176V175H68ZM203 176V175H202ZM224 176H226V175H224ZM264 176V175H263ZM72 177V176H71ZM112 177V176H111ZM111 177L109 176V177H107V178H110L111 179ZM115 177V176H114ZM251 177V176H250ZM34 177H32V175H31V173L30 174H24L23 176H21V178L19 179V180H17L16 182H19V184L21 185V186H25L26 184H32L33 182H32V179H33ZM38 178V176L36 177V179ZM42 178V177H41ZM58 178V177H57ZM60 178V177H59ZM58 178V179H59ZM139 178V177H138ZM81 179V178H80ZM146 179V178H145ZM154 178L152 177H150L148 180H147V182L148 183H150L152 180H153ZM42 180V179H41ZM40 179L38 180V182L39 183H42V182H44L45 183V181L44 180H42L41 181ZM84 180V179H83ZM86 180V179H85ZM106 180V179H105ZM113 182H115V180H113V179H111ZM139 180V179H138ZM138 180H136V181H138ZM221 180V182H223L224 183V180H223V178L222 179H220ZM246 180H248V179H246ZM34 181V180H33ZM37 181V180H36ZM35 181V182H36ZM50 182V181H49ZM70 184H74L73 183V181H71V180H69L68 181ZM109 182V181H108ZM112 182V183H113ZM134 182V181H133ZM143 182V181H142ZM12 183V182H11ZM37 183V182H36ZM46 183H47V181H46ZM92 183H94V182H92ZM9 184V185H8ZM43 184V183H42ZM51 184V183H50ZM64 184V183H63ZM96 184V183H95ZM33 185V184H32ZM35 185V184H34ZM62 185V184H61ZM67 185V184H66ZM80 185V184H79ZM114 185V184H113ZM140 185V184H139ZM143 185H147V183L146 184H143ZM149 185H151V184H149ZM36 186V185H35ZM34 186V187H35ZM134 186V185H133ZM154 186H156V184L154 185ZM82 187V186H81ZM89 187V186H88ZM91 187V186H90ZM137 187V186H136ZM139 187H144V186H139ZM146 187V186H145ZM36 188V187H35ZM34 188V189H35ZM77 188V187H76ZM76 188H74V190H76ZM130 188V187H129ZM154 188V187H153ZM61 189V188H60ZM98 189V188H97ZM104 189V188H103ZM148 189V188H147ZM27 191L26 192H24L22 195H28V194H30L29 192H28V189H26ZM32 190V189H31ZM68 190V189H67ZM84 190V189H83ZM88 190V189H87ZM90 190V189H89ZM92 190V189H91ZM107 190V189H106ZM118 190V189H117ZM138 190H139V188H138ZM152 190V189H151ZM69 191V190H68ZM125 191V190H124ZM149 191H150V189H149ZM83 192V191H82ZM140 192V191H139ZM144 192H145V190H144ZM161 192H162V189L161 190H159V191H157V193H156V195L148 202V204L146 203V206H145V211H146V214L148 213V215H150V213H153V214H155L156 212H157V210H158V207H156V205L158 204V203H160L159 201L160 200H157V197L161 194ZM6 193V192H5ZM123 193V192H122ZM170 193V192H169ZM169 193H168V195H169ZM8 194V193H7ZM12 194V193H11ZM69 194V193H68ZM72 194V193H71ZM70 194V195H71ZM85 194V193H84ZM99 194V193H98ZM127 194V193H126ZM135 194V193H134ZM138 194V193H137ZM137 194L135 195V196H137ZM142 195H144V193L142 192L141 193ZM171 194H172V196H174V190L173 191H171ZM73 195V194H72ZM138 195H140V194H138ZM147 196L149 195V193L148 194H146ZM1 197V196H0ZM114 197V196H113ZM142 197H145V196H142ZM24 198V197H23ZM85 198V197H84ZM89 198V197H88ZM133 198V197H132ZM179 197H177V199H178ZM79 199V198H78ZM116 199V198H115ZM148 199V198H147ZM176 199V198H175ZM16 200H19V199H16ZM82 200H83V198H82ZM90 200V199H89ZM157 200V201H156ZM0 201H1V198H0ZM75 201V200H74ZM77 201V200H76ZM81 201V200H80ZM86 201V200H85ZM139 201H141V200H139ZM145 200H143V202H144ZM156 201V202H155ZM164 200H162V202H163ZM84 202V201H83ZM87 202V201H86ZM115 202V201H114ZM125 202H126V200H125ZM137 202V201H136ZM155 202V205L153 204ZM175 202V201H174ZM177 202V201H176ZM18 203H20V202H18ZM69 203H71V202H69ZM79 203V202H78ZM96 203V202H95ZM112 203V202H111ZM121 203V202H120ZM139 203V202H138ZM21 204V203H20ZM19 204V206H21ZM80 204V203H79ZM124 204V203H123ZM132 204V203H131ZM61 205H63V203L61 204ZM68 205V204H67ZM80 205H82V204H80ZM64 206V205H63ZM78 206V205H77ZM92 206V205H91ZM120 206V205H119ZM144 206V205H143ZM173 206V205H172ZM176 206V205H175ZM68 207V206H67ZM135 207V206H134ZM155 207V208H154ZM97 208H99V207H97ZM128 208V207H127ZM130 208H132V206L130 207ZM136 208V207H135ZM144 208V207H143ZM160 208V207H159ZM72 209H73V207H72ZM121 209H124L123 207L121 208ZM139 209V208H138ZM162 209V208H161ZM46 210V209H45ZM58 210H61V209H59V208H57V210L56 211H58ZM91 210V209H90ZM100 210V209H99ZM113 210V209H112ZM54 211V210H53ZM79 211H80V208L79 207H77V208H75L74 209V211H72L73 212V214L71 215V217L67 220L68 221V225H67V228H66V231H68V240H76L77 239V235L78 234H80V233H82L83 231H84V228H85V225H86V223H87V221H83L82 223H80V222H78V220L77 219H75V216L76 215H78V213H79ZM130 211V210H129ZM39 212V211H38ZM138 212V211H137ZM162 212H163V210H162ZM27 213V212H26ZM116 213H117V211H116ZM129 213V212H128ZM127 213V214H128ZM64 214V213H63ZM63 214H61V215H63ZM103 214H106V212H104ZM119 214V213H118ZM118 214L116 215V216H118ZM259 214V213H258ZM49 216V215H48ZM56 216H57V214H56ZM115 216V217H116ZM42 217V216H41ZM132 217V216H131ZM133 217H135V215L133 216ZM157 217V216H156ZM58 218H60V217H58ZM124 218V217H123ZM126 218V217H125ZM144 218V217H143ZM142 218V219H143ZM112 219H114L113 217H112ZM119 219V218H118ZM140 219V218H139ZM63 220V219H62ZM144 220V219H143ZM172 220V219H171ZM179 220V219H178ZM8 222V221H7ZM37 222V221H36ZM113 222V221H112ZM117 222H119V220L117 221ZM134 222V221H133ZM173 222V221H172ZM92 223V222H91ZM171 223V222H170ZM41 224V223H40ZM118 224V223H117ZM124 224V223H123ZM38 225V224H37ZM172 226V225H171ZM121 227V226H120ZM148 227V226H147ZM160 227V226H159ZM150 228V226L147 228V229H149ZM53 229H54V227H52V228H50L49 230L50 231H53ZM146 229V228H145ZM175 229V228H174ZM124 231H126V230H124ZM123 231V232H124ZM134 231V230H133ZM163 231V230H162ZM167 231V230H166ZM56 232V231H55ZM145 232V231H144ZM147 232V231H146ZM175 232V231H174ZM117 233V232H116ZM136 233H138V232H136ZM139 233H140V231H139ZM161 233V232H160ZM118 234V233H117ZM157 234H158V232H157ZM42 235V234H41ZM40 235V236H41ZM61 235V234H60ZM134 235V234H133ZM136 235V234H135ZM174 235V234H173ZM39 236V235H38ZM6 237V236H5ZM135 237V236H134ZM27 238V237H26ZM98 238H99V236H98ZM117 238V237H116ZM197 238L199 239L200 238V235L198 234L197 235ZM15 239V238H14ZM108 239V238H107ZM106 239V240H107ZM124 239H128V236H126V237H124ZM160 239V238H159ZM159 239H157V240H159ZM161 239H163V236H162V238ZM166 239H168V238H166ZM166 239H165V241H166ZM9 240V239H8ZM119 240H121V239H119ZM103 241V240H102ZM128 241V240H127ZM162 241H164V240H162ZM168 241V240H167ZM6 242V241H5ZM12 242H15V241H12ZM39 242V241H38ZM158 242V241H157ZM160 242V241H159ZM172 242V241H171ZM10 243V242H9ZM70 243V242H69ZM79 243V242H78ZM94 243V242H93ZM122 243V242H121ZM123 243H124V241H123ZM163 243V242H162ZM169 243V242H168ZM173 243V242H172ZM198 243V242H197ZM7 244H8V242H7ZM103 244V243H102ZM160 244V243H159ZM93 245V244H92ZM116 245H117V243H116ZM150 245V244H149ZM163 245V244H162ZM173 245V244H172ZM197 245V244H196ZM200 245V244H199ZM4 246V245H3ZM2 246V247H3ZM5 246H7V245H5ZM4 246V247H5ZM18 246V245H17ZM20 246V245H19ZM23 246H25V245H23ZM114 247H115V245H113ZM151 246V245H150ZM169 246H171V245H169ZM66 247V246H65ZM124 247V246H123ZM9 248V247H8ZM13 248V247H12ZM22 248V247H21ZM43 248V247H42ZM75 248V247H74ZM148 248H149V246H148ZM150 248H152V247H150ZM36 249H37V247H36ZM40 249V248H39ZM49 249V248H48ZM62 249V248H61ZM155 249H156V247H155ZM38 250V249H37ZM45 250V249H44ZM15 251H17V250H15ZM19 251V250H18ZM35 251V250H34ZM40 251H41V249H40ZM99 251V250H98ZM101 251V250H100ZM146 251V250H145ZM161 251V250H160ZM164 251V250H163ZM183 251H185V250H183ZM187 251V250H186ZM3 252V251H2ZM22 251H20V252H17L18 253V257L16 258V260L14 261V264H33V261L34 260H36V263L37 262H39L40 264H52V263H54L53 262V260H54V257L52 256V253L51 252H42L41 254H39V255H36V254H34V252H32V253H28V252H24V253H21ZM53 252V251H52ZM174 253H175V251H173ZM188 252V251H187ZM39 253V252H38ZM54 253V252H53ZM97 253V252H96ZM150 253V252H149ZM163 253H165V252H163ZM58 254V253H57ZM93 254H95V253H93ZM100 254V253H99ZM155 254V253H154ZM73 255V254H72ZM153 255V254H152ZM156 255V254H155ZM154 255V256H155ZM162 255V254H161ZM171 255V254H170ZM191 255V254H190ZM148 256V255H147ZM151 256V255H150ZM154 256H152V257H154ZM8 257V256H7ZM16 257V256H15ZM76 257V256H75ZM142 257V256H141ZM167 257V256H166ZM14 258V257H13ZM81 258H83V257H81ZM81 258H79V259H81ZM110 258V257H109ZM146 258V257H145ZM158 258V257H157ZM168 258V257H167ZM78 259V260H79ZM153 260H154V258H153ZM233 260V259H232ZM55 261V260H54ZM81 261V262H80ZM79 262V264H98L95 260H93V259H85V260H80ZM109 261V260H108ZM121 260H119L118 261V263L120 262ZM145 261V260H144ZM227 261V260H226ZM226 261H224V262H226ZM74 262V261H73ZM112 262H114V261H112ZM102 263V262H101ZM100 263V264H101ZM106 263V262H105ZM104 263V264H105ZM118 263H116V264H118ZM162 263V262H161ZM171 263V262H170ZM223 263V262H222ZM226 263H228V262H226ZM3 264V263H2ZM55 264V263H54ZM108 264V263H107Z\"/></svg>",
  "mask_w": 264,
  "mask_h": 264
}]
</instances>
